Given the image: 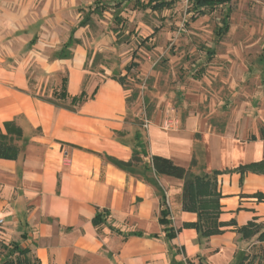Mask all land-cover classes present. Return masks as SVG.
Instances as JSON below:
<instances>
[{"label":"crops","instance_id":"obj_1","mask_svg":"<svg viewBox=\"0 0 264 264\" xmlns=\"http://www.w3.org/2000/svg\"><path fill=\"white\" fill-rule=\"evenodd\" d=\"M85 17L65 37L40 28V39L29 21L9 27L0 22V132L11 121L22 129L15 159L0 158V244L17 243L38 264H194L201 258L206 264H236L259 244L255 238L242 240L234 230L264 222V199H259L264 175L241 177L234 170L264 160V131L260 140L245 144L226 133L207 136L198 145L199 174L222 173L216 191L221 195L218 221L225 224L223 234L200 241L194 229L185 227L197 215L182 209L184 182L155 176L149 166L158 155L188 168L194 161L188 136L193 124L169 134L151 125L145 133L147 155L130 170L97 156L127 163L135 134L141 132L134 130V143L119 139L125 88L114 76L85 69L90 56L79 40L82 34L76 36L87 25H79ZM13 34V40L4 41ZM69 38L77 43L65 49ZM53 49L58 50L51 56ZM63 88L68 106L84 93L73 111L48 102H67L52 98ZM162 196L177 230L169 244L159 223ZM102 210L110 215L94 226Z\"/></svg>","mask_w":264,"mask_h":264},{"label":"rangeland","instance_id":"obj_2","mask_svg":"<svg viewBox=\"0 0 264 264\" xmlns=\"http://www.w3.org/2000/svg\"><path fill=\"white\" fill-rule=\"evenodd\" d=\"M135 1L0 0V22L10 26L29 21L38 39L40 28L65 37L89 11L103 8L102 14L91 15L76 36L82 34L79 40L90 56L86 70L117 78L126 75L125 65L136 64L124 81L125 121L119 139L134 143L132 135L137 130L145 142L151 125L169 134L186 131L190 122L194 128L188 136L194 143L195 162L191 172L196 175L203 171L195 156L205 137L227 133L236 144L260 140L264 131V2L234 0L199 16L186 0H175L162 12L143 9ZM225 15L229 29L222 35L219 29ZM144 39L148 40L143 44ZM56 103L65 108L69 100ZM168 121L172 122L169 129ZM194 264L206 263L201 258Z\"/></svg>","mask_w":264,"mask_h":264},{"label":"trees","instance_id":"obj_3","mask_svg":"<svg viewBox=\"0 0 264 264\" xmlns=\"http://www.w3.org/2000/svg\"><path fill=\"white\" fill-rule=\"evenodd\" d=\"M125 1L130 2L131 0ZM232 1L234 0H188V4L190 5L193 13L195 12L199 16H202L205 15L206 11H213L216 7L227 5ZM260 1L264 2V0ZM136 3L143 9L162 12L165 11V9L171 8L174 5L175 0H136L135 4ZM120 6L121 3L116 4V7L120 8ZM103 10V8H100V11H89V15L87 14L79 25L83 26L89 24V22L91 21V15L95 12L97 14H102ZM119 17V14L115 16V19L118 23L120 19ZM227 18L228 15H225L221 22L222 27L219 29V33L222 35L227 33L229 29ZM147 40L148 39H144L142 43L144 44ZM67 42L68 43L66 44V46H64L65 49L66 47H70L72 43H77L76 41L73 42L71 38H69ZM210 54L213 53L210 52ZM133 67H136V64L130 62L124 67V69L128 73L130 70H132L131 68ZM126 75H124V77H117L115 79L118 83L124 86ZM84 97V93H82L79 97H72L69 106L65 107V109L73 111L74 107L82 104V102L84 101ZM52 98L66 101L67 95L65 89L63 88V90L59 94L53 92ZM48 102L52 105L54 104L56 106H60L54 100H50ZM3 130H5V133L0 132V158L10 160L15 159L19 151V147L17 146V144H15V142L19 141L22 138V129H20L14 121H11L5 122L3 124ZM116 134L120 135L121 133L117 132ZM141 136V133L135 134L134 140L136 143L134 148L132 149V157L129 161H127V163L102 154H97V156L106 158V160H108L111 164L113 163L120 169L126 171L130 170V168L141 164L142 157L147 155L145 151L146 143L144 142V140H142ZM261 137H263L264 139L263 132L261 134ZM149 166L155 176H165L168 178L171 177L184 182L182 188V209L183 211L186 210L197 215L196 222L186 224L185 227L194 229L197 233V239L201 241V239H208L212 236L221 235L224 233L222 228L225 227V224L218 221L221 214L219 205L221 195L216 191V177L222 173L214 171L211 176L207 174L196 175L191 172V169L195 167L194 161L188 168H183L174 164L171 159L169 160L158 155L151 157ZM234 171L240 173L241 177L244 173L247 172H250L252 174L264 175V160L249 165H243L242 167H239ZM259 199H264V195L259 194ZM109 215L110 213H108L106 210L96 212V215L92 220L94 226H98L101 223H104ZM169 215L170 213L166 207L165 197H163L160 209L159 223L161 226H163L164 240H166V243L168 244L177 233V230H174L170 225V221L168 219ZM231 225L235 226L236 223L231 222ZM234 232L238 234L240 238H242V240H250L252 238H255V241L259 243L258 247L256 246L257 248L254 247L256 250L255 253H242L236 264H264V222L258 224L248 222L247 225L241 228H236ZM151 238L157 239V236H151ZM0 250L3 253L0 254H2V258L5 260L0 264H38L37 262L32 263V260L30 258H27V251L20 249L19 245L15 242L10 244H0Z\"/></svg>","mask_w":264,"mask_h":264},{"label":"built area","instance_id":"obj_4","mask_svg":"<svg viewBox=\"0 0 264 264\" xmlns=\"http://www.w3.org/2000/svg\"><path fill=\"white\" fill-rule=\"evenodd\" d=\"M187 2H188V0H186ZM165 126H166V128H170V127H172V122L171 121H168V122H166L165 123ZM3 221L2 220H0V224L2 223Z\"/></svg>","mask_w":264,"mask_h":264}]
</instances>
